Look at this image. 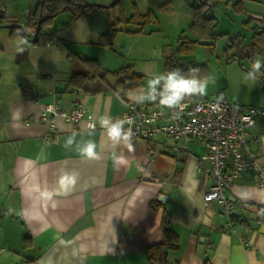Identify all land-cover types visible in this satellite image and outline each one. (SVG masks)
I'll return each instance as SVG.
<instances>
[{"label": "crops", "instance_id": "obj_1", "mask_svg": "<svg viewBox=\"0 0 264 264\" xmlns=\"http://www.w3.org/2000/svg\"><path fill=\"white\" fill-rule=\"evenodd\" d=\"M2 1V24L25 25L27 16L23 23L7 16V5L15 0ZM167 1L168 6L157 9ZM190 1L150 0L146 12L152 10L157 22L119 24L110 46H101L98 40L118 17L116 7L77 18L63 11L47 25L57 45H46L41 35L36 43L23 45L22 53L15 31L0 26V264H264V186L254 184L250 171L236 177L227 190L234 203V231L228 232L221 207L203 199L210 178L195 170V156L204 152L199 142L177 147L164 146L158 135L132 137L130 152L123 143L113 148L100 127L104 116L121 119L126 101H134L149 78L166 72L169 40L182 30L187 38L196 39L188 27L190 8L199 0L192 5ZM236 2L238 12L232 8ZM221 4L233 12L241 26L237 33L243 36L242 30L252 36L258 21L264 22V0ZM248 18L252 22L246 27ZM28 30L32 37L34 30ZM144 31L158 35L156 65L151 64L152 45L144 43ZM249 41L244 37V43ZM198 43L212 45L213 40ZM82 58L96 59L109 71L132 65L143 75V85L121 95L110 73L90 78L83 86L71 85V72L85 68ZM260 60L264 62V57ZM85 88L102 91L90 93ZM55 98L65 108L85 105L86 118L94 119L95 127L87 128L85 118L75 123L62 117L40 121L39 111ZM260 131L258 123L252 132ZM89 141L95 142L100 159L82 155ZM249 148L264 162L259 144L250 141ZM113 152L123 153L128 163L114 164ZM72 173L77 174L76 184L62 189L61 176ZM160 194L163 200L158 199ZM165 216L176 245L164 248L161 263L150 259L146 250L165 242Z\"/></svg>", "mask_w": 264, "mask_h": 264}, {"label": "built area", "instance_id": "obj_2", "mask_svg": "<svg viewBox=\"0 0 264 264\" xmlns=\"http://www.w3.org/2000/svg\"><path fill=\"white\" fill-rule=\"evenodd\" d=\"M29 1L34 5L41 0ZM42 31L44 43L56 46L57 39L48 26H44ZM216 99L197 97L184 101L185 107L179 118L173 116L176 110H162L158 103L136 104L127 100L121 119L130 118L133 121L134 138L150 139L158 135L164 146L186 147L193 141L203 146L204 152L195 156L196 173L210 178L203 199L221 207L227 218L226 230L233 232L234 203L227 196V190L234 179L250 171L254 184L264 186V162H260L256 151L249 148V142L253 141L264 150V107L232 103L226 98L217 104ZM86 114L85 105L65 108L55 98L44 104L38 118L40 121H52L62 117L72 123L85 118L86 127L92 129L95 121L86 118ZM258 123L261 124V131L253 133L252 129ZM127 127L129 125L126 124ZM52 136L50 134L46 138Z\"/></svg>", "mask_w": 264, "mask_h": 264}, {"label": "trees", "instance_id": "obj_3", "mask_svg": "<svg viewBox=\"0 0 264 264\" xmlns=\"http://www.w3.org/2000/svg\"><path fill=\"white\" fill-rule=\"evenodd\" d=\"M226 0H199L194 3L190 8L191 10V22L188 29L193 30L196 34V39L192 40L186 37L185 30H182L176 37L177 45L174 52L165 54L164 67L165 70H172L174 68L183 69L187 72L189 67H198L202 69L201 75L207 76V68L204 64H191L182 66L179 62L180 56L192 54L196 44L199 40H214L217 33L213 31L216 26V16L207 14V11L212 9L216 3ZM169 5V1L164 2L157 6V9L164 8ZM119 7V15L114 18L109 28L99 36L98 43L101 46H110L119 31L117 28L119 24H138L142 25L144 22L156 23L157 19L152 10L146 13H140L133 11L128 17L124 13L123 0H116L113 6ZM108 8L106 6L90 3L87 0H41L39 3L31 5L27 14V21L25 28L34 30L38 20H41V26L38 32L40 37L43 33L42 29L51 23L52 19L59 13L66 11L71 14L72 17L77 18L82 15H89L92 12ZM232 8L235 11H240L239 3H233ZM5 21L4 16V3L0 0V24ZM252 22L251 18L244 21V25L248 27ZM259 26L253 32L251 39L248 43H244V36L240 33L230 34L226 33L228 37V43L225 48V57L227 60L232 59L234 56L238 60L253 61L257 56L264 57V22L258 21ZM11 31L16 33L18 27L13 25ZM129 33H138V30H127ZM82 62L85 64V68L79 71H72L70 75L69 83L71 85L83 86V84L90 78H104L106 74H113L116 77L115 86L117 90L124 95L127 91L137 89L143 85V75L137 72L132 65H124L118 70L109 71L103 69L96 59L82 58ZM114 86V87H115ZM90 93H96L102 91L100 88L87 89ZM186 100H192V98H186ZM158 201H153V206H157ZM264 208V207H262ZM165 242L163 244H152L147 248V255L150 259L163 263L165 261V247L170 248L176 245V236L169 230L167 226V218L165 216Z\"/></svg>", "mask_w": 264, "mask_h": 264}, {"label": "rangeland", "instance_id": "obj_4", "mask_svg": "<svg viewBox=\"0 0 264 264\" xmlns=\"http://www.w3.org/2000/svg\"><path fill=\"white\" fill-rule=\"evenodd\" d=\"M29 0H15L7 5V16L14 17L18 22H24L27 16L26 8L30 6ZM101 2L110 3L112 0H100ZM192 1V0H191ZM190 1V3H191ZM150 0H123L125 16H129L133 11L146 12V6ZM94 3V2H90ZM119 14V7H116ZM208 14H212L217 18V24L214 26L213 31L218 34L213 40L212 45L197 43L192 55L180 56L179 62L182 66L204 63L208 67V75L214 77L215 83H210L208 87V95L206 97H218L221 93L227 100L238 103H245V105H261L264 106V77H260L258 81H251L246 79V74L251 69L253 61L238 60L234 56V60H227L225 57V48L228 43L227 32L237 33L241 31L240 23L234 18L233 12H227L223 9V4L218 2ZM9 18V17H8ZM12 20V19H11ZM128 25V24H127ZM129 24L128 26H133ZM148 25V24H147ZM228 30V31H227ZM246 41L250 40V34L242 30ZM30 33V29L28 30ZM156 32L147 33L143 32L146 38L144 43L152 45L150 54L154 57L151 61L152 65H156L157 62V34ZM167 46L168 54L174 52L176 47V38L169 40ZM161 47V46H160ZM156 56V57H155ZM255 59H260L257 56ZM146 70V69H143ZM264 71V70H262ZM230 101V100H229ZM240 101V102H239Z\"/></svg>", "mask_w": 264, "mask_h": 264}, {"label": "clouds", "instance_id": "obj_5", "mask_svg": "<svg viewBox=\"0 0 264 264\" xmlns=\"http://www.w3.org/2000/svg\"><path fill=\"white\" fill-rule=\"evenodd\" d=\"M26 28H18L15 35L17 36V50L23 52V45L28 44V39L22 33L26 32ZM264 62L260 59H254L250 71L246 74V79L258 81L260 77H264ZM202 69L198 67H189L187 72L180 68H174L166 72L157 74L149 78L146 82L144 90L136 95L133 99L136 104L145 102L158 103L160 108L176 110L173 112L174 118H179L184 110V101L186 98L205 97L208 95V87L210 83H215L214 77L201 75ZM224 100V95L221 93L216 103L219 104ZM100 127L107 133L108 138L112 141L113 148L123 143L128 150L133 151L132 137L135 135L131 124L133 121L129 119L113 120L111 116H104L99 121ZM129 127L125 128V125ZM82 155L88 159L98 160L100 155L96 151L94 141H89L86 147L82 150ZM113 162L118 166H123L128 163L127 158L123 153L117 155L113 152ZM77 182V174H65L61 176L59 184L64 190L74 186ZM51 197L53 193H46ZM247 194H245L246 198ZM264 214V210L262 213Z\"/></svg>", "mask_w": 264, "mask_h": 264}, {"label": "water", "instance_id": "obj_6", "mask_svg": "<svg viewBox=\"0 0 264 264\" xmlns=\"http://www.w3.org/2000/svg\"><path fill=\"white\" fill-rule=\"evenodd\" d=\"M194 1H195V0H192L190 4L192 5V4L194 3ZM115 2H116V0H112V1H111L109 4H107V5L99 4V3H95V4L102 5V6H106V7H110V6H113ZM210 10H211V9H210ZM210 10H209V11H210ZM216 23H217V20H216ZM13 25H16L18 28H25V26L22 25L21 23H7V24H0V26H4V27H8V28H11ZM40 26H41V20H38L37 23H36V26H35V28H34V32H33L32 37H29V36H28L27 31L24 32V33H22V35H25V36L27 37L28 42H30V43H36V42L38 41V38H39V36H38V32H39ZM259 79H261V78H259ZM261 80H262V79H261ZM262 84H264V82H262ZM163 196H164L163 194H160V195L158 196V199L163 200Z\"/></svg>", "mask_w": 264, "mask_h": 264}]
</instances>
